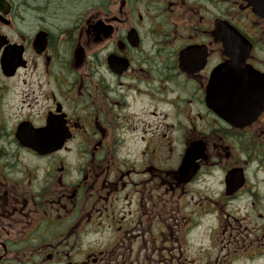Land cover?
<instances>
[{"label": "flooded vegetation", "instance_id": "1", "mask_svg": "<svg viewBox=\"0 0 264 264\" xmlns=\"http://www.w3.org/2000/svg\"><path fill=\"white\" fill-rule=\"evenodd\" d=\"M233 57L264 102V0H0V264H264Z\"/></svg>", "mask_w": 264, "mask_h": 264}, {"label": "water", "instance_id": "2", "mask_svg": "<svg viewBox=\"0 0 264 264\" xmlns=\"http://www.w3.org/2000/svg\"><path fill=\"white\" fill-rule=\"evenodd\" d=\"M243 61L241 58L233 57L228 63L220 66L215 71V81L227 83L231 86H209V98L212 97L213 88L219 91L220 103L217 105L216 110L218 114L226 120L233 121L245 117L247 109V117L250 116L248 110H254L253 117L257 115L262 108L264 102L261 98L253 97L254 101H250L252 96L251 92L257 86H250L247 83L258 82V80H247L246 74L240 72V63ZM256 98V99H255Z\"/></svg>", "mask_w": 264, "mask_h": 264}]
</instances>
